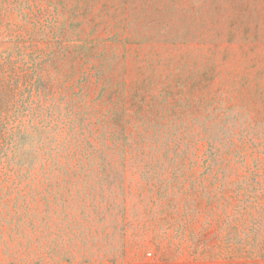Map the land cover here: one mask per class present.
<instances>
[{
    "label": "rangeland",
    "instance_id": "374dc122",
    "mask_svg": "<svg viewBox=\"0 0 264 264\" xmlns=\"http://www.w3.org/2000/svg\"><path fill=\"white\" fill-rule=\"evenodd\" d=\"M0 264H264V0H0Z\"/></svg>",
    "mask_w": 264,
    "mask_h": 264
}]
</instances>
